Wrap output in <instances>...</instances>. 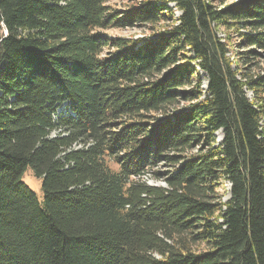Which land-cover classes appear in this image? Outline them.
Returning a JSON list of instances; mask_svg holds the SVG:
<instances>
[{
  "label": "trees",
  "instance_id": "trees-1",
  "mask_svg": "<svg viewBox=\"0 0 264 264\" xmlns=\"http://www.w3.org/2000/svg\"><path fill=\"white\" fill-rule=\"evenodd\" d=\"M109 1L0 0V264H264V0Z\"/></svg>",
  "mask_w": 264,
  "mask_h": 264
},
{
  "label": "rangeland",
  "instance_id": "rangeland-1",
  "mask_svg": "<svg viewBox=\"0 0 264 264\" xmlns=\"http://www.w3.org/2000/svg\"><path fill=\"white\" fill-rule=\"evenodd\" d=\"M137 1H142V0H111L107 4L108 6H111L112 8H116L118 10H123L128 7V5H132L134 3H137ZM237 0H225L226 4H232ZM104 35H106L108 38H126V39H132V40H137L138 38L143 37L144 35H149L145 30L143 29H129V28H124V29H110L107 31L103 32ZM259 72L260 74L264 73V63H261L258 67V69L255 70V72ZM218 137V135H217ZM24 182V184L30 189L36 196L38 201H41L42 199V193H41V181L39 179H36L33 177L31 171L28 169L21 178ZM143 180L150 186H157L161 185L159 181H154L150 175H145L143 177ZM224 189H220V194L223 195L224 200L227 198V191L228 187L226 184H224Z\"/></svg>",
  "mask_w": 264,
  "mask_h": 264
},
{
  "label": "built area",
  "instance_id": "built-area-1",
  "mask_svg": "<svg viewBox=\"0 0 264 264\" xmlns=\"http://www.w3.org/2000/svg\"><path fill=\"white\" fill-rule=\"evenodd\" d=\"M220 37H221V38H223V36H222V35H220Z\"/></svg>",
  "mask_w": 264,
  "mask_h": 264
}]
</instances>
